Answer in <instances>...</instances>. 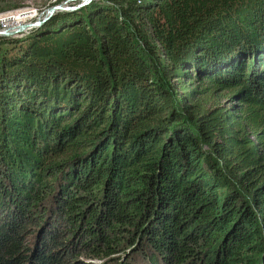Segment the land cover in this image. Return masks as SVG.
Listing matches in <instances>:
<instances>
[{
    "label": "trees",
    "instance_id": "1",
    "mask_svg": "<svg viewBox=\"0 0 264 264\" xmlns=\"http://www.w3.org/2000/svg\"><path fill=\"white\" fill-rule=\"evenodd\" d=\"M213 85L238 106L201 110ZM71 248L264 264V0H91L0 36V264Z\"/></svg>",
    "mask_w": 264,
    "mask_h": 264
},
{
    "label": "rangeland",
    "instance_id": "2",
    "mask_svg": "<svg viewBox=\"0 0 264 264\" xmlns=\"http://www.w3.org/2000/svg\"><path fill=\"white\" fill-rule=\"evenodd\" d=\"M65 5H75L77 3H80L81 0H6L4 2H0V6H8V5H18L17 7H13L10 9H5L4 11L0 12L1 15L6 17V13L8 12H14V11H27V10H32L33 15L30 17H25V20H17L15 22L9 21L10 25L11 24H16V23H23V22H32L35 21L38 17H42L45 13V11L52 5L59 4L65 2ZM23 19V18H22ZM1 26V22H0ZM204 88V85H199V88L197 89L200 91L201 89ZM216 86L213 85L205 94H197V102L201 106V110L208 109L210 107H213L217 104L221 103H233L238 106V101L236 100H230V96L232 93V90H218L216 89ZM247 131H249V128H247ZM253 139V137H251ZM44 224V219L41 222V225L43 226ZM61 254L63 257L68 258L67 264H102V261H97V260H92L90 258H85L83 253L79 252L78 250L71 248L70 250L62 251ZM74 254H77V258L74 257ZM87 259V260H85ZM110 262L108 264H119L117 259L116 261L109 260ZM107 262V261H105Z\"/></svg>",
    "mask_w": 264,
    "mask_h": 264
},
{
    "label": "water",
    "instance_id": "3",
    "mask_svg": "<svg viewBox=\"0 0 264 264\" xmlns=\"http://www.w3.org/2000/svg\"><path fill=\"white\" fill-rule=\"evenodd\" d=\"M91 0H81L80 3H77L75 5H65V2L55 4L50 6L44 13L42 17H38L35 21L32 22H23V23H16L11 24L7 27H0V36H10L18 33H22L28 29L38 27L41 24H43L45 21H47L56 11H71L78 9L87 3H89Z\"/></svg>",
    "mask_w": 264,
    "mask_h": 264
},
{
    "label": "bare ground",
    "instance_id": "4",
    "mask_svg": "<svg viewBox=\"0 0 264 264\" xmlns=\"http://www.w3.org/2000/svg\"><path fill=\"white\" fill-rule=\"evenodd\" d=\"M6 17L3 18V16H5L4 14L0 16V21L2 22H8V21H12L15 22L17 20H25V17H30L33 15V11L32 10H27V11H14V12H8L6 13ZM23 18V19H22Z\"/></svg>",
    "mask_w": 264,
    "mask_h": 264
},
{
    "label": "built area",
    "instance_id": "5",
    "mask_svg": "<svg viewBox=\"0 0 264 264\" xmlns=\"http://www.w3.org/2000/svg\"><path fill=\"white\" fill-rule=\"evenodd\" d=\"M1 22V21H0ZM10 25V23H9V21L8 22H1V26L0 27H7V26H9Z\"/></svg>",
    "mask_w": 264,
    "mask_h": 264
}]
</instances>
